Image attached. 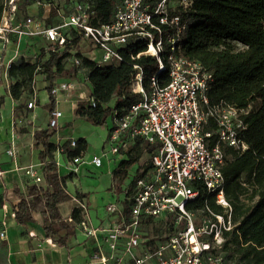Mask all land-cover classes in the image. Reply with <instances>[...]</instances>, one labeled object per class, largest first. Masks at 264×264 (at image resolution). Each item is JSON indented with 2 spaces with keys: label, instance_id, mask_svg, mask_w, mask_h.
<instances>
[{
  "label": "built area",
  "instance_id": "obj_1",
  "mask_svg": "<svg viewBox=\"0 0 264 264\" xmlns=\"http://www.w3.org/2000/svg\"><path fill=\"white\" fill-rule=\"evenodd\" d=\"M14 3L15 0H7V5ZM179 4L187 11L193 0H179ZM88 9V4L79 3L54 26H47L45 20L28 17L27 29L23 25L13 29L6 11L0 23V39L7 42L8 32L15 31L19 36H41L62 47L67 43L65 31L75 28L85 39L103 49L105 62L121 61L124 59L121 48L143 43L146 49L137 56L147 54L158 62L149 88L144 85L143 69L135 66L139 71L127 91L140 94V98L115 110L114 127L109 136L113 154H126L138 139L149 144L152 166L142 170V174L136 173L132 180L130 195L126 197L130 201L128 213L125 205L112 203L107 206L110 215L119 216L118 221L106 227H94L90 222L82 221L86 235L93 237L96 243L92 262L118 264L128 258L132 264H227L223 251L227 241L225 233L233 230L235 223L225 193L223 146H232L239 151L248 149L249 145L243 139L247 128L243 117L246 111L223 101L210 103L213 74L201 62L182 55L180 43L187 22L182 15L171 14V9H175L173 0H117L114 19L101 25L90 22ZM74 60L80 64V59ZM164 72L170 79L161 84L160 75ZM89 83L88 76L82 80H61L52 89V94L56 96L64 91L73 96L81 89L80 99L90 100L95 106ZM28 106L34 107L35 103L29 102ZM62 116L59 109L51 111L49 127L58 130ZM210 119L216 124L214 131L206 129ZM215 134L217 140L211 144ZM70 144L72 147L78 145L75 139H71ZM63 150L60 146L57 152ZM9 153L13 154V150ZM68 160L67 169L72 174H78L86 164L84 152ZM89 163L100 167L103 160L95 155ZM24 170L35 182L42 181L35 166L30 165ZM198 181H203L208 195H213L224 207L223 213L207 206L206 214L198 217L195 211L187 208L201 195L196 186ZM81 206L87 209L84 203ZM158 216L171 221L175 231L155 247L147 248L148 238L142 224L146 218ZM4 226V222L0 223L2 237H6ZM138 250H141L140 254Z\"/></svg>",
  "mask_w": 264,
  "mask_h": 264
},
{
  "label": "trees",
  "instance_id": "obj_2",
  "mask_svg": "<svg viewBox=\"0 0 264 264\" xmlns=\"http://www.w3.org/2000/svg\"><path fill=\"white\" fill-rule=\"evenodd\" d=\"M21 0H15L16 5ZM89 5L90 22L101 25L114 19L117 0H79ZM35 3H48L49 16L45 19L47 26L62 22L63 16L74 11L61 9L51 1L23 0V9ZM78 3V4H79ZM175 9L171 14H180L186 20L187 27L182 32L181 53L185 57L201 62L210 72L214 80L209 90L211 104L227 102L244 109L243 115L247 124L243 139L249 147L245 151L224 145L225 163L222 171L225 177V193L233 209L235 227L227 231V241L223 251L225 257L235 258L241 264H264V0H193L192 6L185 11L174 2ZM12 5L7 0H0V23L6 11ZM67 43L59 46L49 42L40 48L39 59L32 62L24 57L10 64L7 74L10 79L9 92L15 100H23L34 93L37 75L41 74L47 82L46 89L51 97L56 84L67 78L77 76L84 69L92 85L94 106L90 100H79L77 114L86 117L94 124L107 122L108 116L140 98V94L127 91L135 79L139 69L144 71V85L150 86V78L158 69L155 57L138 53L146 49V45L126 46L120 49L124 59L100 64L76 51L83 35L75 28L65 31ZM41 37V36H39ZM42 38V37H41ZM80 59V64L75 62ZM169 75H160L161 84L169 82ZM114 100V104L111 102ZM3 97H0V107ZM25 102L19 103L15 112L22 114ZM206 129L215 130L216 124L210 119ZM55 131H44V135L36 141L40 149L43 163L44 181L27 184L24 188L15 186L9 193L0 194L10 203L15 222L20 226H28L37 222V214L43 217L42 229L46 236L61 246H67L68 237L75 232L76 224L83 221L84 209L80 206L72 210L70 218H65L60 203L66 199L62 186L64 178L59 175L55 161V153L61 145L52 140ZM217 135L211 140L215 143ZM74 148H67L68 157H75L86 150L87 141L82 138ZM149 144L138 139L126 151L114 177L123 173L143 155L151 154ZM152 166L151 158L144 170ZM141 171L139 174H142ZM200 189V197L188 205L198 217L206 214L209 206L217 213H223L224 207L216 202L213 195H208L203 181L196 182ZM131 189H127L126 196ZM130 201L125 199V211L129 212ZM153 222V217L146 218Z\"/></svg>",
  "mask_w": 264,
  "mask_h": 264
},
{
  "label": "crops",
  "instance_id": "obj_3",
  "mask_svg": "<svg viewBox=\"0 0 264 264\" xmlns=\"http://www.w3.org/2000/svg\"><path fill=\"white\" fill-rule=\"evenodd\" d=\"M35 4L31 5L29 8H32L33 12H37V15L18 17L15 16L14 12L7 13V19L13 29L20 25H23V28L27 29L25 24L28 17H36L45 20L49 16L50 5L48 3ZM7 35V42L0 39V88L4 86L6 94L10 98L8 102V97L0 95V97H3V104L0 107V194L5 192L9 193L15 186L24 188L27 184L37 183L34 181L33 177L25 173L24 168L30 165L35 166L43 178V163L39 156L41 146H38L36 141L39 137L44 135L45 130H49L50 132L55 131L56 133L52 140L61 145L64 149L62 152L55 153V159L58 153L69 158L66 149L72 148L70 144L71 139L69 137L62 142V138H58V131L49 127L51 111L58 108V101L63 98V96L59 97V95L62 93L66 94L64 91L52 97L48 92L46 99L42 100L37 85L41 82V86L46 88L47 82L43 79V75L39 74L36 77L34 93L31 96L23 100H15L9 92L10 79L7 74L8 65L22 57L32 62L36 61L39 59L40 48L48 44L49 41L39 36H29L27 34L19 36L15 31H9ZM80 45H85L86 49L89 51L96 47L93 42L85 38L81 41ZM79 75L80 74H77V76L67 78L66 80H82V77ZM86 75L87 73L85 71V76ZM79 92H81V89H78L75 95L77 96ZM70 99H72L74 103V112L76 116H80L77 114V101L79 99H75L74 95L70 96ZM23 101L25 102L23 112L17 115L15 108ZM29 102H34L35 106L29 108ZM39 103L46 109L45 124L36 123L38 119L36 105ZM5 104L7 109L5 108ZM70 124L71 123H63V126L66 127ZM3 143L5 144L4 149L1 148ZM11 149L13 150V154L9 153ZM58 172L59 175L64 178V184H62V186L66 192V199L60 203V208L63 216L66 219L69 218V220H72L70 216L75 207H82L81 203H84L88 208L86 202L88 194L82 186L77 187L75 185V176L78 174H72L70 172L65 174L63 173V169L59 168V166ZM43 181L44 179H42L41 183ZM2 203L5 210L9 207L10 212L9 214L5 212L3 221L5 223L7 244L12 253V264H95L92 262V253L96 249V243L93 237H88L86 235L82 222L76 224L75 232L69 235L67 246H61L52 238L46 236V232L42 229L44 220L41 215L37 214L36 223H30L26 227L20 226L15 222L14 214L7 199L4 198ZM88 212V209H84L83 221H88L91 224L93 223L96 225L94 227L110 226L119 220V216L117 215V220L108 217L105 220L99 219V224H95L93 219L87 215ZM11 221L14 222V226L10 225ZM8 225L10 226L6 229ZM118 264L126 263L123 262Z\"/></svg>",
  "mask_w": 264,
  "mask_h": 264
},
{
  "label": "rangeland",
  "instance_id": "obj_4",
  "mask_svg": "<svg viewBox=\"0 0 264 264\" xmlns=\"http://www.w3.org/2000/svg\"><path fill=\"white\" fill-rule=\"evenodd\" d=\"M51 1L54 5L61 9H67L72 11V8L78 4L79 0H46ZM23 0L19 1L16 5H12L9 9V13L14 12L15 16L18 17H27L29 15H37V12H33L32 8L23 9L24 4H22ZM176 2V0H173ZM36 5V4H35ZM37 6V5H36ZM37 11V10H36ZM45 42L44 40H42ZM76 51H81L85 54V56L92 58L100 64L106 65L110 64V62H105L103 59L104 51L99 47H95L92 50H87L85 45H79ZM80 72V73H79ZM79 76H85V70L81 69L78 71ZM44 79V77H43ZM66 80V79H63ZM41 82L38 83L39 95L42 100L46 99L48 90L41 86ZM89 89H92L91 83H89ZM0 95H4L8 97L6 94V89L4 86L0 88ZM63 96V98L58 101V108L63 112V116L59 120V128H58V138H62V142L69 137L70 139L80 140L82 138L86 139L87 147L84 151V159L86 160V164L82 165L81 171L78 173L75 180V185L82 186L86 193L88 194V199L86 200L88 205V213L95 224H99V219H107L108 217L114 218L117 220V214L110 215L106 208L109 204H117L119 206L124 205V201L126 199V190L131 185L132 180L136 173H140L146 167L148 163V159L150 157L149 153H146L141 157L138 163L125 168L124 178L123 173H119L118 176L114 177V172L119 166L120 161L123 158H127L126 154H113L112 153V145L109 141V136L112 128L114 127L113 115L110 114L108 116L107 122L105 124L97 125L88 120L86 117L76 116L74 112V103L70 96L66 94H60L59 97ZM66 97V98H65ZM75 99H80V96L74 95ZM10 98L8 97V102ZM83 99H80V101ZM114 104V100L111 102V105ZM5 108L7 106L5 104ZM45 107H43L40 103L36 105V112L38 113V119L36 121L37 124H45L46 115H45ZM50 120V118H49ZM63 123H71L68 126H63ZM10 132V130H9ZM5 143V142H4ZM1 146L2 149L5 148V144ZM75 149V147H72ZM123 153V152H122ZM98 155L103 160V165L97 167L89 163V160ZM57 161L59 162V168L63 169V173H68L67 169L68 158L58 153L56 156ZM5 212H9V207L5 210L3 207V203L0 201V223L2 224L3 217H5ZM93 224V223H92ZM10 225H15L14 222L11 221ZM6 226V229L9 226ZM96 226V225H92ZM5 229V226H4ZM142 230L148 238L147 248L155 247L162 240H164L167 236L171 235L175 229L171 221H168L166 217L158 216L153 222L145 221L142 224ZM138 254L141 253V250H138ZM12 253L7 244L6 237H2L0 235V264H12ZM126 264H132V260L126 258L124 260ZM227 264H241L235 258H227Z\"/></svg>",
  "mask_w": 264,
  "mask_h": 264
}]
</instances>
